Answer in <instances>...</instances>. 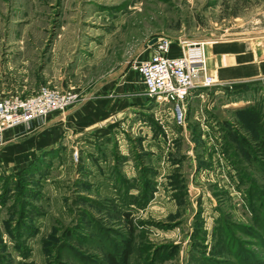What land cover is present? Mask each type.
<instances>
[{
  "label": "rangeland",
  "instance_id": "rangeland-1",
  "mask_svg": "<svg viewBox=\"0 0 264 264\" xmlns=\"http://www.w3.org/2000/svg\"><path fill=\"white\" fill-rule=\"evenodd\" d=\"M160 37L207 43L216 85L190 94L182 125L131 69ZM249 45L264 48V0H0V94L80 99L50 142L5 134L0 264H113L127 248L129 264H264V78L249 81Z\"/></svg>",
  "mask_w": 264,
  "mask_h": 264
},
{
  "label": "built area",
  "instance_id": "built-area-1",
  "mask_svg": "<svg viewBox=\"0 0 264 264\" xmlns=\"http://www.w3.org/2000/svg\"><path fill=\"white\" fill-rule=\"evenodd\" d=\"M173 43L167 37L157 38L148 46L150 57L134 63L131 69L140 77L148 99L174 104L176 120L182 125L186 118L184 104L190 94L199 87H213L216 82L207 70V43L180 39L179 51L173 50ZM79 102L72 90L50 87H41L32 96L0 94V145L5 143L7 132L64 114Z\"/></svg>",
  "mask_w": 264,
  "mask_h": 264
},
{
  "label": "crops",
  "instance_id": "crops-1",
  "mask_svg": "<svg viewBox=\"0 0 264 264\" xmlns=\"http://www.w3.org/2000/svg\"><path fill=\"white\" fill-rule=\"evenodd\" d=\"M213 49H210V51H212ZM261 50V51H260ZM263 55H264V48L263 49H257L256 51L253 50V47L249 45V81H254L255 79H260V78H264V61L263 62H257L256 61V57L257 58H260V56L263 58ZM135 74V73H134ZM136 78L139 79V81L137 80V83L140 82V84L142 85V82H141V79L140 77L135 74ZM143 87V91L142 92V96L143 97H147L145 95V89H144V86L142 85ZM103 89V87H101L99 89V91H101ZM6 95V94H4ZM8 96V95H7ZM10 96V95H9ZM136 100V102L138 103V99H137V95H134V96H130V101L133 102V100ZM146 99V98H144ZM102 105H99L98 107H103L102 110L104 111L106 107H108V105H110V100H104L102 101ZM79 105H76L74 108H72L70 110L71 113H74L76 112V109ZM81 106V104H80ZM69 113V112H68ZM70 113V114H71ZM67 114L64 113L62 114V116L60 117H57L58 115H53V116H50L48 118H46L45 120H42V121H39V122H34L29 128V131L27 132V135H34V134H37V136L39 137L40 135H46L45 133L55 127H57L58 124L66 121L67 117L65 116ZM21 128V127H19ZM17 128V129H19ZM25 129V127H23ZM15 129V130H17ZM22 130L24 132L22 133H26L25 130ZM15 130H12V131H15ZM8 133V132H7ZM6 133V134H7ZM54 136V135H53ZM52 137V135H46L44 136L43 140H45V142L49 141L50 142V138ZM47 140V141H46ZM6 143H9V141H7ZM16 144V143H15Z\"/></svg>",
  "mask_w": 264,
  "mask_h": 264
},
{
  "label": "trees",
  "instance_id": "trees-1",
  "mask_svg": "<svg viewBox=\"0 0 264 264\" xmlns=\"http://www.w3.org/2000/svg\"><path fill=\"white\" fill-rule=\"evenodd\" d=\"M246 85L245 84H235L233 86L230 87H226V89L228 92H239L242 91L244 89ZM259 147L260 150L264 153V140H262L261 142H259ZM28 157V155H18L15 157H6L4 158V161L7 163H17L19 162L21 159ZM123 257L121 258V260H117L115 259L114 256H112V263L113 264H129V259H130V252L128 250V248L125 250V253L122 255Z\"/></svg>",
  "mask_w": 264,
  "mask_h": 264
}]
</instances>
